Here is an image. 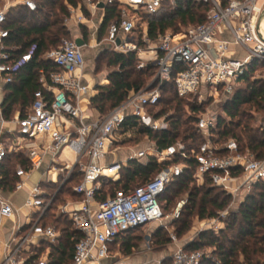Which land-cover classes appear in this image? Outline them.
<instances>
[{
  "label": "built area",
  "instance_id": "2783aa9c",
  "mask_svg": "<svg viewBox=\"0 0 264 264\" xmlns=\"http://www.w3.org/2000/svg\"><path fill=\"white\" fill-rule=\"evenodd\" d=\"M105 2H117L121 9L120 19L108 26L105 39L114 50L127 53L138 50V15H158L166 3L171 10H177L181 0L86 1L91 8ZM194 2L210 6L204 22L182 27L177 32L167 31L159 35L156 42L150 41L148 29L143 31L141 40L156 52L151 63L156 65L157 72L147 86L131 91L121 104L107 114L99 117L86 114L84 103L89 102V85L84 80L85 47L78 46L76 38H72L63 39L58 48L44 54L43 59L52 61L58 70L49 76L42 72L40 89L34 93L31 107L24 116L11 121L16 133L13 148H27L30 170L43 167L49 152L53 154L52 167L56 173L58 169L68 170L65 179L69 178L74 168L80 167L82 178L73 191L82 199L67 201L54 211L66 216L81 234L74 246L72 264H102L108 259L114 260L110 264H133L118 260L111 244L132 231L164 222L166 215L159 198L170 183L193 168L189 161L195 162L193 178L199 184L209 177L214 186L231 194L235 201L243 202L255 183L264 182V160L240 152L236 140L224 144L212 141L219 118L214 111L201 114L197 128L204 141L190 152L176 145L160 150L148 137L143 144L137 145V149H128L130 151L123 160L117 158V147L113 148L120 141L126 121L131 117L140 126L154 132L171 130L167 117L157 118L151 111L159 104L162 86L166 82L175 81L177 94L181 98L190 95H200L202 98L214 93L230 97L254 64L264 62V0ZM24 4L32 11L37 10L34 0H24ZM73 10L70 8L71 12ZM7 13L8 9L0 10V74L9 83L13 80V73L32 60L36 46L20 58H12L10 52L17 48L6 44L10 36L5 27ZM80 20L79 23L83 22V19ZM147 64V61L141 60L139 68ZM153 83L154 86L149 89ZM6 125L7 121L0 116L1 132ZM38 140L46 142L37 144ZM66 149L73 154L72 160L57 161L55 156L63 154ZM220 150L226 152L221 153ZM9 152L0 141V164L4 163ZM177 156L185 160L161 170L150 181L127 190L118 189L103 201L96 199L104 183L121 180L122 170L130 161L146 163L150 157H156L159 162H166L173 161ZM16 175L19 178L16 189L21 190L26 185L29 173L19 167ZM43 194L38 185L30 188L25 206L35 210L37 217L31 221L27 231L22 232V227H19L17 233L20 234L5 243L3 255L0 252V264H27L28 258L24 253L40 244L38 238L46 239L50 245L59 241L61 232L56 226L41 223L56 200L52 195L44 201ZM185 204L180 203L172 212V219L180 217ZM15 212L14 205L0 196V232L5 219L13 217ZM170 238L175 249L155 264H165L166 261L168 264H200L212 253L211 249H186L194 241L192 237L182 241L172 233ZM143 242L147 250H152V233H146ZM31 264H50V250Z\"/></svg>",
  "mask_w": 264,
  "mask_h": 264
},
{
  "label": "trees",
  "instance_id": "16d2710c",
  "mask_svg": "<svg viewBox=\"0 0 264 264\" xmlns=\"http://www.w3.org/2000/svg\"><path fill=\"white\" fill-rule=\"evenodd\" d=\"M2 0H0L1 3ZM37 10H30L25 4L10 8L7 13L5 27L9 30L10 36L6 40L9 46H16L17 50L10 52L12 58H20L36 46L32 60L26 63L20 71L13 73L12 82L8 83L9 93L5 99V115L9 118L12 109L16 105L22 107L21 116H24L31 107L34 100V93L40 89L39 79L42 72L49 76L57 71V66L43 56L48 51L60 46L63 39H72L71 28L65 25V20L71 16L70 8L81 6L83 13L89 15L86 9V0H34ZM97 2L99 0H93ZM210 6L200 4L194 0H181L177 10H171L166 3L163 10L155 16L145 15L148 24V37L156 42L159 35L167 31L177 32L182 27L202 23L206 20ZM121 9L117 2L106 5V15L100 31V39L103 38L108 26L120 19ZM148 16V17H147ZM82 27V38L86 43L89 40V30ZM141 31V29H140ZM139 45H146L138 37ZM114 70L108 74L109 84L98 86V94L91 98V108L98 116L107 114L110 110L121 104L131 91H137L153 79L157 67L153 63L139 68V61L135 51L127 53L113 52L108 59ZM264 70V62L255 63L254 66L243 77L240 86L230 97H224L219 115L218 126L214 130L212 141L215 144H224L230 140H236L240 152L253 155L255 159L264 160V115L260 119L258 114L264 113V77H256L257 73ZM194 95L188 96L189 98ZM181 98L176 91L175 81L171 80L162 86V98L157 107L151 109L155 117H167L170 123V131L154 132L142 127L133 117L128 118L118 146H130L131 143H138L146 137L155 143L157 148L164 150L171 145L182 147L183 151L190 152L198 148L204 141L202 133L198 130L197 124L201 114L204 113L206 103H199L196 100L186 102L188 98ZM186 106L189 113L185 111ZM27 108V109H26ZM260 124H259V123ZM132 132L136 139L126 136ZM225 153L226 151H221ZM14 163H9V155L3 164H0V172L5 190L15 188L17 178L13 169L16 164H22L28 170L29 163L22 159V155L15 153ZM182 159L177 156L173 161L159 162L156 157H150L146 163L130 161L128 166L122 170V178L118 182L108 181L96 194V199L103 201L107 195L118 189H129L136 186L135 183L144 184L150 181L161 170L170 167L173 163ZM193 167L186 171L181 177L170 183L166 191L160 196L159 201L166 214L168 207L180 194L185 193L187 202L181 210L180 216L183 219H172L173 225L177 223L176 235L181 236L191 228L190 218L196 210L200 219L213 218L217 212L227 210L231 205L232 195L222 188L214 186L209 177L205 178L203 184H199L193 178L195 162L189 161ZM76 174L70 181H73ZM77 185L82 178L79 173ZM138 185V184H137ZM113 187V188H112ZM73 188V187H72ZM70 197L75 201L81 200L82 196L77 195L73 190ZM56 201H59L57 198ZM65 203V201L63 202ZM59 207V206H58ZM55 208L49 211L54 212ZM49 215V212L47 213ZM56 221L44 222L53 224L61 232L57 244L50 245V264H72L75 243L81 234L74 228L72 222L63 215H58ZM70 223L73 227H59V222ZM226 228L221 230L219 235L210 234L208 231L197 236L196 239L186 246L188 250H205L212 248L209 257H205L200 264H264V182L258 181L252 187L251 192L241 202L236 213H230L227 218ZM179 223V224H178ZM142 229L132 231L127 236L116 239L111 244L112 251L121 246L124 254L130 255L138 249L144 239L145 233ZM165 229L160 227L152 233L153 248L164 249L171 242L169 235L164 233ZM45 247H41L28 259L27 264L39 259ZM168 264V261L165 262Z\"/></svg>",
  "mask_w": 264,
  "mask_h": 264
},
{
  "label": "crops",
  "instance_id": "0c3cea01",
  "mask_svg": "<svg viewBox=\"0 0 264 264\" xmlns=\"http://www.w3.org/2000/svg\"><path fill=\"white\" fill-rule=\"evenodd\" d=\"M21 4H24V0H2L0 3V10L8 9L9 11L10 8L15 7L17 5H21ZM103 4H104L103 7H100V4H99L97 8H91L89 5L86 4L85 6L89 13V15L87 16L83 13L81 6L74 8L73 12H71V16L67 18L70 20L67 22L65 21V25L71 28V31L75 33L74 38L82 37L79 31L80 23H78L77 20L84 19L85 21L81 22V25H84L87 28L91 29V33H92L91 36L89 37L87 45H91L93 40L95 42L97 41V44H98V41L100 40V32H97V30L99 26H101L103 23V19L105 18V15H106V5L108 3L105 2ZM137 17L138 19H140L138 30H137V35L141 36L143 31H146V29H148V24L145 20L146 17L144 14L138 15ZM97 33H98V36H97ZM105 34L106 33H104L103 38L105 37ZM145 44H146L145 47H147V49L145 51L143 50L142 52H140L139 55H140L141 60H145L148 63H151V61L155 57L156 52L155 50L149 49L147 43ZM11 47L16 49V46H11ZM107 77L103 79H95L93 78V75L87 73V71L84 70V80L89 85V93H88L89 102L85 101L84 109L86 111V114L89 117H92V116L99 117L95 113V111L91 108V98L94 97L96 94H98V90H97L98 86H104V85L109 84V80ZM8 93H9V88H8V83L6 82V78L4 75L0 74V116H3L5 120L7 121V125L4 131L3 132L0 131V141L10 151L8 154L9 155L8 164H9L11 162L12 163L16 162L15 156H14L15 153L17 155H22L23 156L22 159L25 158L26 161H28V158L26 154L27 148L19 149V150H14L13 148L16 142V138H15L16 133L14 132L15 125L11 121L16 119L18 116H21L22 107L19 104L16 105L12 109L9 118H7L5 115L4 105H5V99ZM44 142H46V140H38L36 143L43 144ZM115 150L117 152V158L121 160L125 159L128 155V152L130 151L128 149H123V147H117ZM52 156L53 154L51 152L47 153L44 165L40 169L30 170L29 168L27 170L29 175L26 179V185L24 187L29 192L30 188L34 187L35 185H38L44 192L42 198L45 200H47L48 198L47 193H45L46 191L43 189L45 188V184H46L45 182H48V181L54 182V181H57V178H59L58 173H56L52 167V158H53ZM72 158H73V154H72ZM55 159L60 162L65 161L67 159L69 160V158L64 153L55 156ZM19 167L24 168V166H22V164L19 163V164H16L13 169V172L15 173V176L18 180L19 178L16 175V171ZM0 179H1V172H0ZM2 182L0 183V196L10 201L14 205L16 212L13 217L5 219L3 223V227L0 232L1 255H3L4 253L5 243L10 242L15 236H18L20 234L19 232L17 233V229L19 227H22V232L27 231L28 228H30L31 226L30 225L31 221H33L37 215V212L35 210H32L25 206V201L28 197V194L24 191V188L21 190H18L16 189V185H15V188L11 191L5 190L6 186L3 185ZM38 241H40V244L32 246L30 251H27L26 253H24L25 257L29 259V257L34 252L38 251L41 247H45L42 253L46 252L48 249L51 251L50 244L46 241V239L38 238ZM174 249H175L174 245H167L166 248L164 249L157 250L153 248L152 250H147L143 242L142 245L138 249H135L132 254L126 255L125 258L123 257V259L133 264H155L157 261L161 260L166 255V253ZM115 254L118 256L119 252L116 251ZM113 261H114L113 259H108V260L103 261L102 264H110Z\"/></svg>",
  "mask_w": 264,
  "mask_h": 264
},
{
  "label": "rangeland",
  "instance_id": "374dc122",
  "mask_svg": "<svg viewBox=\"0 0 264 264\" xmlns=\"http://www.w3.org/2000/svg\"><path fill=\"white\" fill-rule=\"evenodd\" d=\"M87 1V0H86ZM85 1V4H87ZM78 23L79 21H81L80 19L77 20ZM83 21H85L83 19ZM79 31L82 35V27H81V23L79 24ZM102 26V25H101ZM101 26H99L97 32L101 31ZM89 37L91 36V29H89ZM107 29L105 30L106 33ZM72 36L75 37V33L72 32ZM93 36V35H92ZM98 36V33H97ZM140 35H136L137 39ZM93 38V37H92ZM106 34L105 37L103 39H100L98 41L95 42L94 40L92 41L91 45H87L84 49V54H85V70L87 71V73L93 75V78L95 79H103L105 77H107V75L114 70L113 66H110L108 59L112 56V53L115 52L116 50H114V48L112 46L109 45L108 41H106ZM138 50H136V55L138 58V65L141 63V58L139 53L142 52L143 50L145 51L147 49V47H145L144 45H139ZM118 52V51H117ZM256 77H264V70H261L259 73H257ZM223 95H217L214 93L213 96H210L209 94L204 95L202 98L200 97V95H194L191 96L190 98L188 97L185 101L186 102H193V101H197L199 103H206L205 106V110L204 112H208V111H214L215 113H218V115H223V112L221 110V105L223 102ZM186 113H189V108L186 106L185 108ZM264 113L262 114H258V118L259 121L260 119L263 117ZM259 123V122H258ZM260 124V123H259ZM129 137L133 136V139H136V136H134V134L131 132L129 134ZM123 136V137H127ZM145 139L141 140V141H137L138 143H131L130 146H123V149H137L138 146L137 145H141L143 144ZM64 154L70 159L72 160V153L70 152V150L66 149L64 151ZM25 165H26V160L25 158H23ZM59 178H57V181H48L45 182V188H43L47 193L48 196H54L55 198L59 199V201H56L52 204V208H55L54 211H57L58 206H61L63 204V202L65 201V203L67 201H74V198L70 197V194H72V190L76 184V181L79 178V173L80 172V167L77 166L76 168L73 169L72 174H70L69 178L65 179L66 176L68 175V170L64 169V170H57ZM76 174L77 176L74 177L73 181H70V179H72L73 175ZM136 185L139 184L138 182L135 183ZM113 188V187H112ZM24 191L28 194V190L26 188H24ZM44 201H47L44 199ZM182 202H187V197L186 194H180L178 195L174 200L173 203L168 207V210L166 212V218L164 219V222L162 224L160 223H155V224H150L147 227H145L144 229L141 230L142 234H149V233H154L155 231H157L160 227H163L165 230L164 233H166V236L169 235V238L171 236L172 233H175L176 231V227H177V223L175 225H173L171 222L172 220V212H174L176 210V208L179 207L180 203ZM241 202L240 201H235L234 199H232L231 205L227 208V210L224 211H219L217 212V216L213 217V218H207V219H200L197 214H196V210L194 212V214L191 216L190 218V222H191V228L190 230H188L185 234L181 235L180 237L177 236L180 240L184 241V240H188L189 238H194L196 239L198 235H200L203 232H209L210 234H215V235H219L221 233L222 229L226 228V224H227V218L228 215L230 213H236L237 209L239 208ZM58 216V214H56L55 212L49 211V215H46L43 217L42 221L44 222H53L54 220L56 221V217ZM37 217V215H36ZM180 219L185 218L183 215L179 217ZM178 219V218H176ZM179 224V223H178ZM57 225L61 228L64 225L66 227H73L72 225H70V223L66 222V224L64 222H59L57 223ZM170 230V231H169ZM176 234V233H175ZM171 239V238H170ZM171 242L168 245H172L173 242L172 240H170ZM121 246L120 247H116L114 248L113 252L115 253L116 251L119 252L118 254V260H125L123 259V257L125 258L126 254H124L121 250ZM212 250V248H210ZM205 250H209L208 248ZM135 255V254H134Z\"/></svg>",
  "mask_w": 264,
  "mask_h": 264
},
{
  "label": "water",
  "instance_id": "95a60500",
  "mask_svg": "<svg viewBox=\"0 0 264 264\" xmlns=\"http://www.w3.org/2000/svg\"><path fill=\"white\" fill-rule=\"evenodd\" d=\"M104 6V4L103 3H101L100 4V7H103ZM119 42V41H118ZM76 43H77V45L78 46H80V47H86V42L84 41V39L82 38V37H78V38H76ZM154 86V83L152 84V85H150L148 88L150 89V88H152Z\"/></svg>",
  "mask_w": 264,
  "mask_h": 264
}]
</instances>
